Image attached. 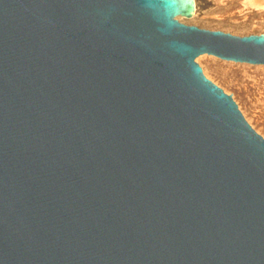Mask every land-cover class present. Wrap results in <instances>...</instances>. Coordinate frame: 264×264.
Listing matches in <instances>:
<instances>
[{"label":"water","instance_id":"1","mask_svg":"<svg viewBox=\"0 0 264 264\" xmlns=\"http://www.w3.org/2000/svg\"><path fill=\"white\" fill-rule=\"evenodd\" d=\"M195 0H0V264H264V137L196 61L264 34Z\"/></svg>","mask_w":264,"mask_h":264},{"label":"rangeland","instance_id":"2","mask_svg":"<svg viewBox=\"0 0 264 264\" xmlns=\"http://www.w3.org/2000/svg\"><path fill=\"white\" fill-rule=\"evenodd\" d=\"M259 1L195 0L193 16L178 20L238 36L264 34V0ZM196 61L211 81L232 95L247 121L264 137V65L235 63L211 55H202Z\"/></svg>","mask_w":264,"mask_h":264},{"label":"bare ground","instance_id":"3","mask_svg":"<svg viewBox=\"0 0 264 264\" xmlns=\"http://www.w3.org/2000/svg\"><path fill=\"white\" fill-rule=\"evenodd\" d=\"M253 4H259L260 3V1L259 0H253V2H252Z\"/></svg>","mask_w":264,"mask_h":264}]
</instances>
